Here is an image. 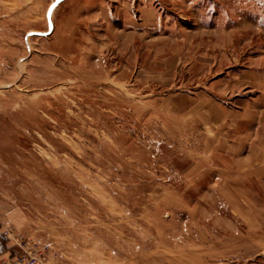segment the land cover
Listing matches in <instances>:
<instances>
[{
	"label": "rangeland",
	"instance_id": "rangeland-1",
	"mask_svg": "<svg viewBox=\"0 0 264 264\" xmlns=\"http://www.w3.org/2000/svg\"><path fill=\"white\" fill-rule=\"evenodd\" d=\"M264 264V0H0V261Z\"/></svg>",
	"mask_w": 264,
	"mask_h": 264
},
{
	"label": "built area",
	"instance_id": "built-area-1",
	"mask_svg": "<svg viewBox=\"0 0 264 264\" xmlns=\"http://www.w3.org/2000/svg\"><path fill=\"white\" fill-rule=\"evenodd\" d=\"M30 260L25 255H20L15 257L14 259H3L0 261V264H28Z\"/></svg>",
	"mask_w": 264,
	"mask_h": 264
}]
</instances>
